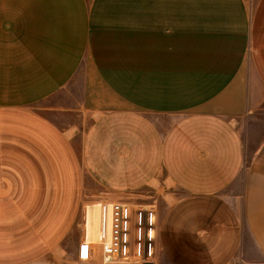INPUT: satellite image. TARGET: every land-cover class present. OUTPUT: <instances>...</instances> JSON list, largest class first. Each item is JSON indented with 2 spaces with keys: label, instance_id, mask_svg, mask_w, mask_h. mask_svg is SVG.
<instances>
[{
  "label": "crops",
  "instance_id": "0c3cea01",
  "mask_svg": "<svg viewBox=\"0 0 264 264\" xmlns=\"http://www.w3.org/2000/svg\"><path fill=\"white\" fill-rule=\"evenodd\" d=\"M84 175L156 205L153 264H264V0H0V264H95L30 206Z\"/></svg>",
  "mask_w": 264,
  "mask_h": 264
},
{
  "label": "built area",
  "instance_id": "2783aa9c",
  "mask_svg": "<svg viewBox=\"0 0 264 264\" xmlns=\"http://www.w3.org/2000/svg\"><path fill=\"white\" fill-rule=\"evenodd\" d=\"M97 239H83L77 247L76 259L95 264L154 263L156 237V205L132 204L127 201L97 203Z\"/></svg>",
  "mask_w": 264,
  "mask_h": 264
},
{
  "label": "rangeland",
  "instance_id": "374dc122",
  "mask_svg": "<svg viewBox=\"0 0 264 264\" xmlns=\"http://www.w3.org/2000/svg\"><path fill=\"white\" fill-rule=\"evenodd\" d=\"M84 185L82 186V193L81 194V199L80 200H57V199H33L30 201V206L40 212L42 211V213H46L49 210L48 214H54L55 212L54 210H56V208H60V209H64V211H72L75 210L76 214L74 216H69V223L66 224L65 228L66 230L62 233L61 235L59 234V237H55L54 240L55 242H59L60 244V249H61V253L64 259H68L69 257V253L71 250V245H73L72 243L79 239L81 236H83V229H84V220H85V209L87 205L92 204L93 202L90 201V199H88L87 196V190L85 191L84 188H90V189H94V186H91L90 183L88 182V178H86V176L84 175ZM36 186H40L38 187V191H42V192H47L51 195H53L52 189L54 184H43V186H41V184H38ZM42 187V188H41ZM45 187L49 188L47 191H45ZM54 191V190H53ZM98 213V212H97ZM48 214H45L44 216H33V222H38L40 223L42 220L45 221L48 219V222L51 223L53 222L54 224L56 223L57 217L54 216L53 214L50 216H47ZM66 218V217H65ZM61 220V219H59ZM59 222V221H58ZM96 227L98 228V215H97V224ZM51 235H56L51 233Z\"/></svg>",
  "mask_w": 264,
  "mask_h": 264
},
{
  "label": "bare ground",
  "instance_id": "6f19581e",
  "mask_svg": "<svg viewBox=\"0 0 264 264\" xmlns=\"http://www.w3.org/2000/svg\"><path fill=\"white\" fill-rule=\"evenodd\" d=\"M97 205L91 204L87 205L85 209V220H84V232L87 240H91V238L96 237L97 235ZM96 240V239H95Z\"/></svg>",
  "mask_w": 264,
  "mask_h": 264
},
{
  "label": "water",
  "instance_id": "95a60500",
  "mask_svg": "<svg viewBox=\"0 0 264 264\" xmlns=\"http://www.w3.org/2000/svg\"><path fill=\"white\" fill-rule=\"evenodd\" d=\"M144 264H152V263H144Z\"/></svg>",
  "mask_w": 264,
  "mask_h": 264
}]
</instances>
